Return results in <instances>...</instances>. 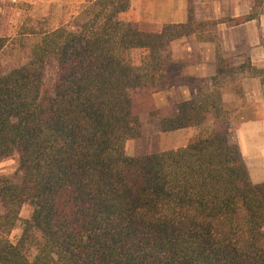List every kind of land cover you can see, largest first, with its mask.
<instances>
[{
    "label": "trees",
    "instance_id": "trees-1",
    "mask_svg": "<svg viewBox=\"0 0 264 264\" xmlns=\"http://www.w3.org/2000/svg\"><path fill=\"white\" fill-rule=\"evenodd\" d=\"M131 1L88 0L68 25L40 28L30 18L0 38V55L25 57L0 76V162L19 152L24 172L20 184L0 179V264H264V184L251 182L229 142L222 89L238 72L264 84V68L219 54L212 87L202 82L170 114L135 107L165 89L171 42L214 40L219 24L258 19L264 0L244 19L209 22L196 21L197 0H188V22L160 33L119 19ZM145 120L157 133L205 132L186 147L129 157Z\"/></svg>",
    "mask_w": 264,
    "mask_h": 264
},
{
    "label": "crops",
    "instance_id": "crops-1",
    "mask_svg": "<svg viewBox=\"0 0 264 264\" xmlns=\"http://www.w3.org/2000/svg\"><path fill=\"white\" fill-rule=\"evenodd\" d=\"M19 1L37 7L43 4L64 8L75 18L88 0ZM188 6V0H132L130 9L121 13L119 19L136 25L141 31L160 33L165 26L186 24ZM253 6L254 0H197L193 5L197 22L242 18L251 14ZM262 11L258 19L237 26L219 24L214 40L201 41L191 35L171 42L164 51L165 89L138 100L135 107L139 103L145 106L143 113L165 110L170 114L178 104L194 98L202 82L207 81L208 88L212 87L211 79L218 75L219 54L232 59L234 67L248 61L264 68V9ZM236 76L226 80L227 91L223 93L224 109L229 117L228 138L239 147L251 182L260 185L264 184V84L261 78H251L245 73L239 78ZM202 130L188 128L160 133L154 139L167 141L169 147L159 151H153L154 146H142L152 138H137L135 143L138 144L127 142L126 155L140 157L186 147ZM130 145L131 152H128Z\"/></svg>",
    "mask_w": 264,
    "mask_h": 264
},
{
    "label": "rangeland",
    "instance_id": "rangeland-1",
    "mask_svg": "<svg viewBox=\"0 0 264 264\" xmlns=\"http://www.w3.org/2000/svg\"><path fill=\"white\" fill-rule=\"evenodd\" d=\"M246 17L247 16H244L242 17V19ZM30 18L32 19V22H30L31 25H36L40 28L44 27L47 29H56L61 26L68 25L74 19L69 12H65L64 8H57L54 5L47 6L41 4V6L37 7L36 5L28 3L27 1L0 0V38L1 37L13 38L18 33V31L20 30L21 26L24 23L26 24L29 23L27 20ZM223 19H231V18L228 17ZM35 22H41L42 25H38ZM216 29L213 32V36L216 34ZM24 59L25 57L23 53L9 52V50H7V52H5L3 55H0V76L22 64L24 62ZM224 59L228 60L230 58L226 57ZM230 60L232 61V59ZM56 71H57V66L55 60L54 59L49 60L46 64V72H45V86L49 90H51L54 86ZM240 75L241 72H238L236 77L239 78ZM234 76L227 77L223 81L224 83L222 88L223 93L227 91L226 88L227 86L225 84L226 80L232 79ZM136 110L139 114L143 116L147 114V112L146 113L142 112L145 110V106H143L142 104L138 103ZM144 122L145 123L143 125V135L138 139H146V138H152V139L145 141V143H142V146L143 147L145 145L148 147L154 146L153 151H159V149H163V148L167 149L169 147V143H167V141L154 139L156 136L160 134L155 132V125L146 122V120ZM203 132H205V129L202 130V133ZM135 140L136 139L130 140V144L137 142ZM132 149L135 150L136 147H132ZM128 152H131V145L129 147ZM133 154L137 155L136 152H134ZM19 157H20V153L17 152L13 157L0 162V179L6 178L14 184L21 183L24 172L21 170ZM1 212L2 209L0 208V213ZM31 214H32L31 206L26 205L21 211V218L25 220L30 219ZM21 232H22V228L20 226H17V228L13 230L11 234V239L17 241V239L21 235Z\"/></svg>",
    "mask_w": 264,
    "mask_h": 264
}]
</instances>
